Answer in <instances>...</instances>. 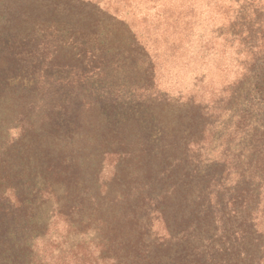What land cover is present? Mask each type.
<instances>
[{
	"label": "rangeland",
	"instance_id": "374dc122",
	"mask_svg": "<svg viewBox=\"0 0 264 264\" xmlns=\"http://www.w3.org/2000/svg\"><path fill=\"white\" fill-rule=\"evenodd\" d=\"M39 1L0 0V264H111L132 211L153 264H264V0Z\"/></svg>",
	"mask_w": 264,
	"mask_h": 264
},
{
	"label": "trees",
	"instance_id": "16d2710c",
	"mask_svg": "<svg viewBox=\"0 0 264 264\" xmlns=\"http://www.w3.org/2000/svg\"><path fill=\"white\" fill-rule=\"evenodd\" d=\"M47 2L49 3H45L44 5H42V3L39 1L40 8L44 9L43 13H47V14L56 15L59 12L71 13L72 11H78L81 13L90 12L89 15L93 14L92 16H94V15H99V13H102V9H100V6H99L100 2L97 0H47ZM104 12L105 14L103 13L102 15L108 16V14H110L109 11L107 10ZM150 170L151 169H148L147 173L151 175ZM166 174H167V170L162 172V175L164 176L162 180L169 178V176H167ZM149 178L150 177H148L147 179ZM158 182L161 183V181H158ZM147 186H149L150 188L147 193L145 194L139 193L138 196H134L133 200L129 199V197L119 196L115 200L116 203H118L122 207L140 203L142 204L141 208L145 209V216H147V219H149V216L152 214V211H153L151 204L153 200L155 201V199H152L151 197L153 193L152 184H148ZM29 188L31 189V191L33 192L35 191L34 189L35 187L29 186ZM39 192L42 193L44 191H41V189H39L36 195ZM149 192L151 194H149ZM166 195L167 194L162 195L159 198H161L162 200L163 199L165 200ZM91 200H93V197L89 198L88 201H91ZM93 202L95 201L93 200ZM28 203L33 204V200L28 199V201H20V206H23V208H25L22 210L24 213H26L27 211L32 212V208L28 205ZM210 205L211 204H209V206ZM210 207L208 208L207 213L204 211L198 213L199 214L197 218L198 222H196L195 225H192V228H194V230L195 229L197 230L201 226V224L199 223L200 221L199 217H202V219L210 218V221H211L210 225L212 226L214 224V222L216 221V218H215L214 212L211 210ZM75 210H76V207L73 206V211ZM154 211H156V209H154ZM14 213H17V212H14ZM134 218H135V215H134V212L132 211L130 213H126V215L123 216L122 219L118 220L116 224L113 225L112 222H107L106 223L107 227L105 229H100L101 234L98 233V235L101 237L108 238L107 244L103 246L105 250L103 253V257H102L103 260H109L111 264H153L149 251L144 250L142 247L143 244L141 243L143 242L144 237L149 235L148 229H145V227H143L144 231L139 232L140 240L136 241L135 239H137V237L134 236V225L136 224V220ZM147 226H150V221L149 223H147ZM126 227H131L130 231L134 237L132 235L127 238L122 237L123 228H126ZM40 228L41 226L39 228L36 226H32L30 233L33 230H40ZM191 237H194V235L190 234L187 236L188 239H190ZM120 240H122V242ZM114 242H117V243H114Z\"/></svg>",
	"mask_w": 264,
	"mask_h": 264
}]
</instances>
